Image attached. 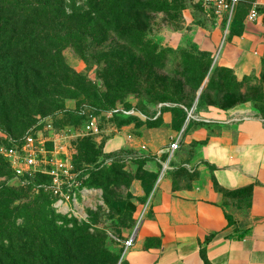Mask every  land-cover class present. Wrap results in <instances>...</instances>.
<instances>
[{
    "label": "rangeland",
    "instance_id": "rangeland-1",
    "mask_svg": "<svg viewBox=\"0 0 264 264\" xmlns=\"http://www.w3.org/2000/svg\"><path fill=\"white\" fill-rule=\"evenodd\" d=\"M220 18L200 0H0V132L31 133L41 143L42 158L62 157L73 168L71 185L61 193L47 175L15 178L0 160V212L15 233L26 230L28 238L41 239L34 227L48 221L67 229L85 225L88 232L98 230L121 264L129 218L140 207L132 183L140 179L147 191L151 180L138 150L107 151L105 142L116 133L113 128L129 123L134 129H178L179 108L199 98V106L226 103L214 87L234 82L229 72L215 68ZM30 33L37 34L34 42ZM211 37L218 47L197 71L208 52L200 38ZM25 43L30 46L23 48ZM257 99L254 113L264 121V86ZM110 107L142 115L107 117ZM88 110L99 122V140L82 131ZM55 144L65 153L54 152Z\"/></svg>",
    "mask_w": 264,
    "mask_h": 264
},
{
    "label": "crops",
    "instance_id": "crops-1",
    "mask_svg": "<svg viewBox=\"0 0 264 264\" xmlns=\"http://www.w3.org/2000/svg\"><path fill=\"white\" fill-rule=\"evenodd\" d=\"M237 6L231 25L221 24V15L215 66L238 82L258 81L264 73V0H239ZM199 43L210 54L218 47L213 37ZM182 108L186 116L178 129L129 123L113 128L105 142L107 151L138 150L142 169L157 175L149 192L140 179L132 183L137 202L148 193V205L122 254L124 264H264V121L250 101ZM173 140L178 147L160 173ZM245 187L251 190L247 202L225 194ZM155 238L159 246L143 248Z\"/></svg>",
    "mask_w": 264,
    "mask_h": 264
},
{
    "label": "trees",
    "instance_id": "trees-1",
    "mask_svg": "<svg viewBox=\"0 0 264 264\" xmlns=\"http://www.w3.org/2000/svg\"><path fill=\"white\" fill-rule=\"evenodd\" d=\"M236 11L237 8L235 9L234 14L236 13ZM19 19H22V17H19L17 20ZM231 22L232 19L229 25H231ZM24 25L25 24H22L21 27H24ZM30 36L32 42H34L37 34L32 35L30 33ZM9 37L10 39L13 37V31L11 32ZM26 43L23 44L22 46L23 48H27L30 46V44L29 46H26ZM13 50L14 49H12L11 47L7 50V52H11ZM27 54H30V52L28 50H24V55ZM16 56L21 57L20 52ZM210 60H211L210 53L206 52L205 54H202V60L197 66H195V70L198 71L199 69L207 66ZM215 68L229 72L234 82L228 83L226 81H220L219 86H214L217 87L218 89L217 91L219 92L220 97L226 95L223 98V100L224 99L226 100V103H223L221 101L220 103H216L215 101H208L206 102V105L211 104L222 108H226L240 102H245V101L256 102L258 100L257 97L260 95V92L262 91L264 86V73L261 75V78L258 81H253L251 77H247L241 82H238L234 79V76L230 70L226 68H220L217 66H215ZM230 84L233 86H230ZM206 87L207 84L204 86V88ZM202 94L203 92L201 93V95ZM200 99L201 98H199L198 100V104L200 102ZM111 108L112 107L108 109ZM179 109L178 110L181 111L182 113L181 122L183 123L186 116V112L183 108H179ZM115 115H119L126 118L137 116V115H123V114H115ZM84 117L86 119V115ZM90 137L94 139V137L92 136ZM143 164L144 163H142V166ZM160 169H161V165L159 171ZM148 175L151 180L147 190L149 192V190H151L152 188V185L157 175L155 173L153 174L148 173ZM250 191H251L250 187H245L239 190L225 191V194L230 198H240L243 202H247V199H249L250 196ZM3 195L5 194H2V196ZM147 195L148 193L143 199L139 200L140 204L146 202ZM0 204H1V200H0ZM132 211H134V206L131 212ZM134 216L132 217V219L129 218V222H131L132 227L130 228L127 237L130 235V232L134 226L135 223ZM124 218L126 219V215L124 216ZM6 220H7V216H3L2 212H0V232L6 233L8 236L7 238H0V264H116L119 259L118 254H114L113 252L109 251L104 247L102 242L103 238L99 235L98 230H93L92 232H88L87 230L88 227L85 225L73 227L72 229H67L63 227H58L54 222L48 221L47 222L48 225H46V227H42V226L34 227L36 231H34L33 233L42 235V238L39 239L37 236H34L33 234L29 236L31 238L30 239L28 238V235L31 234L30 231L23 230L22 233H20V231L15 233L12 230V228L9 226V224L5 222ZM47 230L48 232L46 233ZM45 235H49V239L45 238ZM12 238L16 240L20 239L21 242L19 244H16V242H14ZM209 238L210 236L207 239ZM159 244H160L159 238L146 239L143 243V248L146 249L150 246H159ZM30 249L31 252L28 253V250ZM120 262L121 264L124 263L122 259ZM206 264L208 263L206 262Z\"/></svg>",
    "mask_w": 264,
    "mask_h": 264
},
{
    "label": "built area",
    "instance_id": "built-area-1",
    "mask_svg": "<svg viewBox=\"0 0 264 264\" xmlns=\"http://www.w3.org/2000/svg\"><path fill=\"white\" fill-rule=\"evenodd\" d=\"M203 5L211 7L217 14L224 15L227 25H229L239 0H200ZM255 13H250L248 19H253ZM84 113V112H83ZM85 114V113H84ZM107 117L115 114L123 115H142L133 109L126 108H111L104 112ZM82 131L88 136L99 140L101 137V129L97 117L90 110L87 111L86 119L82 125ZM39 139L31 133H26L21 137H10L7 134L0 132V159L7 162L13 176L19 178L23 175H32L42 173L47 175L51 180V187L55 192H61L63 185L69 186L68 183L73 175L72 165L68 160L51 156L49 159L41 157L42 148L40 147ZM178 140H173L168 144L166 158L161 163L160 173L167 169V164L170 161L172 153L177 149ZM54 152L65 153L64 147L61 144H55ZM73 182V181H72ZM148 202L140 204L134 216V226L130 235L124 241V251L132 245L135 232L141 224L144 215L147 211Z\"/></svg>",
    "mask_w": 264,
    "mask_h": 264
},
{
    "label": "water",
    "instance_id": "water-1",
    "mask_svg": "<svg viewBox=\"0 0 264 264\" xmlns=\"http://www.w3.org/2000/svg\"><path fill=\"white\" fill-rule=\"evenodd\" d=\"M203 88V85L200 87V89H199V91H198V93L201 91V89Z\"/></svg>",
    "mask_w": 264,
    "mask_h": 264
}]
</instances>
